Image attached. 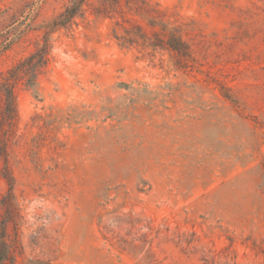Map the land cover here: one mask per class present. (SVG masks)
Masks as SVG:
<instances>
[{"label":"rangeland","instance_id":"obj_1","mask_svg":"<svg viewBox=\"0 0 264 264\" xmlns=\"http://www.w3.org/2000/svg\"><path fill=\"white\" fill-rule=\"evenodd\" d=\"M71 1L0 0V84ZM145 1L191 68L120 46L85 5L14 87L0 236L15 264H264V0Z\"/></svg>","mask_w":264,"mask_h":264},{"label":"trees","instance_id":"obj_2","mask_svg":"<svg viewBox=\"0 0 264 264\" xmlns=\"http://www.w3.org/2000/svg\"><path fill=\"white\" fill-rule=\"evenodd\" d=\"M91 1H94L91 4ZM91 6L92 14L98 19H108L111 25L112 38L122 47L131 46L141 41V45L152 50L167 51L174 58V65L178 69L192 67L193 57L188 44L183 40L177 26L164 22L163 15L155 6L145 0H72L70 5L45 24L42 45L32 55L18 64L8 79L0 84V158L3 159L1 175L8 182L7 197L12 199V177L6 165L7 144L12 135V128L17 119L14 87L20 80L26 85H32L38 73L47 63L50 49L49 35L58 28H65L74 24L76 16L82 17L84 6ZM144 20L145 25L141 22ZM222 96L232 100L228 88L221 86ZM15 208L8 204V216H15ZM4 225V223H3ZM0 236V264H15V246L7 241L4 229Z\"/></svg>","mask_w":264,"mask_h":264}]
</instances>
